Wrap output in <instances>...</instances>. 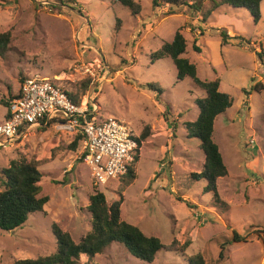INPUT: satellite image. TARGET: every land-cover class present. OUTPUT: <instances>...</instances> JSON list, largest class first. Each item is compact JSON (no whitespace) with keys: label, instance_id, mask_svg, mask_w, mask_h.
I'll return each mask as SVG.
<instances>
[{"label":"rangeland","instance_id":"1","mask_svg":"<svg viewBox=\"0 0 264 264\" xmlns=\"http://www.w3.org/2000/svg\"><path fill=\"white\" fill-rule=\"evenodd\" d=\"M76 1L73 9L57 0H0V32L11 34L0 58V98L17 94L20 76L49 78L79 102L87 98L96 116H115L136 133L147 129L148 136L133 163L136 177L126 186L121 179L92 184L90 168L76 157L80 143L70 147L74 134L53 125L31 126L0 146V168L16 157L37 161L41 194L49 196L44 213H31L21 227L0 230V264L53 253V222L77 243L91 228L86 207L93 186L108 203L123 194L122 220L164 246L177 244L158 250L148 263L112 242L91 258L81 254L76 264H187L195 253L206 264H264V87L251 90L257 82L264 86V58L261 63L254 53L260 46L264 50V0L257 23L243 9L210 11V0H202L199 10L181 6L173 14H167V3L153 7L152 0H135L141 6L136 16L110 0ZM115 18L121 20L117 31ZM218 28L241 38L222 45ZM177 30L196 76L218 78L219 90L232 98L215 117L212 133L227 168L216 181L227 208L203 192V179L191 177L201 170L204 154L197 139L185 137L182 122L196 118L194 100L204 91L190 77L177 80L170 58L150 62L149 55ZM150 83L163 90L158 100ZM4 115L0 104V122ZM232 230L247 238L226 245L219 258L220 243ZM186 240L190 244L180 251L177 245Z\"/></svg>","mask_w":264,"mask_h":264},{"label":"trees","instance_id":"2","mask_svg":"<svg viewBox=\"0 0 264 264\" xmlns=\"http://www.w3.org/2000/svg\"><path fill=\"white\" fill-rule=\"evenodd\" d=\"M60 5L73 8L72 3L77 4L76 0H57ZM126 7L132 16H136L141 11L140 3L135 0H110ZM202 0H152L153 7H159L162 2L167 3L169 9L167 14L178 13L181 6L194 7L195 10L201 8ZM210 11L218 8H230L232 10H246L254 23H257L261 17L260 3L262 0H210ZM190 3V4H189ZM194 5V6H192ZM175 8V9H174ZM74 9V8H73ZM176 10V11H175ZM210 13V12H209ZM121 27V20L115 18L114 30ZM222 45L227 44L232 37L241 38V36H229L224 28H218ZM11 41L9 30L0 32V58L8 50ZM186 48V40L180 31H176L170 41H162L160 47L153 51L149 57L150 62L162 58H170L175 70L176 79L182 80L184 77L192 78L195 85L204 91V96L194 100L198 108V114L194 120L183 121L182 126L185 130L186 138L197 139L200 149L204 154V161L199 172L191 173L195 180L203 179L205 186L203 192H210L213 197V204L227 208V203L223 201L217 190V178L227 174V168L223 162L222 155L218 145L212 139L214 119L217 115L224 113L232 105V98L228 93L219 90V79L201 80L196 76V67L186 57L183 56ZM194 51L199 52L200 47L193 44ZM259 62L262 63L264 50L260 46L258 51L254 50ZM21 82L24 80L20 76ZM147 86L154 92L156 99L163 93L160 86L150 83ZM260 82L251 86V90L260 92L263 89ZM70 99L79 103L78 96L73 92H66ZM250 94V92L248 93ZM15 96V95H14ZM8 96V99L0 98V104L7 106L14 97ZM47 125H52L49 122ZM175 128V126H174ZM148 136L147 129L142 130L136 141L140 143ZM80 135H75L70 143V147L76 148L79 144ZM138 157V156H137ZM136 175L133 168L121 178V183L126 186L135 179ZM41 173L37 168V161L27 160L23 157H16L9 160L6 167L0 168V230L10 231L21 227L27 220L28 215L34 212H43L44 205L48 202L49 196L41 194L40 185ZM64 181V180H63ZM182 201L181 197H177ZM123 201V194L119 191L118 198L108 203L102 191L97 186H93L92 193L88 196L87 211L91 214V228L75 243L67 231L62 230L56 223L51 224V231L55 238L56 249L53 253L45 256H39L35 259L24 258L16 259L10 264H76V260L81 254L88 258L96 253L102 252L110 243H120L135 258L151 263L155 254L162 248L170 249L177 244L174 240L171 245L164 246L158 237L146 235L138 226L121 219L120 205ZM188 206L190 203L185 201ZM258 233H260L258 231ZM263 233V232H262ZM247 236H241L235 230L231 235L220 243L218 257H223L226 245L231 242H243ZM263 240V236L260 238ZM190 244L189 240L178 244L180 251H184ZM187 264H206L205 258L200 253H195L186 258Z\"/></svg>","mask_w":264,"mask_h":264},{"label":"built area","instance_id":"3","mask_svg":"<svg viewBox=\"0 0 264 264\" xmlns=\"http://www.w3.org/2000/svg\"><path fill=\"white\" fill-rule=\"evenodd\" d=\"M49 78L25 77L17 94L5 106L0 122V146L31 126L49 122L59 130L80 135L77 159L90 168L92 184L105 185L133 168L140 150L136 133L115 116L98 117L88 99L75 103Z\"/></svg>","mask_w":264,"mask_h":264},{"label":"clouds","instance_id":"4","mask_svg":"<svg viewBox=\"0 0 264 264\" xmlns=\"http://www.w3.org/2000/svg\"><path fill=\"white\" fill-rule=\"evenodd\" d=\"M138 156H139V155H138ZM121 178H122V177H121ZM121 178H120V179H121Z\"/></svg>","mask_w":264,"mask_h":264},{"label":"crops","instance_id":"5","mask_svg":"<svg viewBox=\"0 0 264 264\" xmlns=\"http://www.w3.org/2000/svg\"><path fill=\"white\" fill-rule=\"evenodd\" d=\"M217 27V26H216ZM221 27V26H220Z\"/></svg>","mask_w":264,"mask_h":264}]
</instances>
